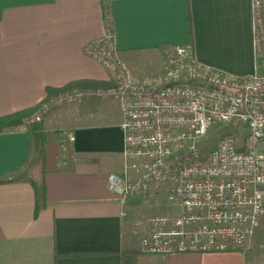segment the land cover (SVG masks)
I'll return each instance as SVG.
<instances>
[{
	"label": "crops",
	"instance_id": "0c3cea01",
	"mask_svg": "<svg viewBox=\"0 0 264 264\" xmlns=\"http://www.w3.org/2000/svg\"><path fill=\"white\" fill-rule=\"evenodd\" d=\"M250 1L0 0V118L35 109L47 89L81 80L110 83L105 69L83 52L103 36L105 13L117 53L134 69L151 66L147 75L162 70L164 48L185 46L203 66L249 76ZM141 53L148 58L132 61ZM120 123L116 101L94 98L44 118L43 147L32 158L42 162L46 204L35 216L28 178L0 185V264H262L257 238L222 253H141L147 229L135 234L133 224L148 218L158 201L122 203L107 190L106 177L123 167ZM62 130L73 132L72 145L59 143ZM30 154L27 130L1 132L0 178L21 169Z\"/></svg>",
	"mask_w": 264,
	"mask_h": 264
},
{
	"label": "built area",
	"instance_id": "2783aa9c",
	"mask_svg": "<svg viewBox=\"0 0 264 264\" xmlns=\"http://www.w3.org/2000/svg\"><path fill=\"white\" fill-rule=\"evenodd\" d=\"M250 14L254 68L246 77L199 64L185 46L163 49L160 74L137 76L118 58L106 22L103 36L83 52L112 86L45 97L20 126L26 131L84 99L117 102L124 161L120 175L106 177L107 190L122 203L165 196L177 212L134 222L135 234L147 229L143 254L222 253L258 238L264 264V0H251ZM223 127L231 132L203 156L202 141ZM56 136L62 146L75 141L69 130Z\"/></svg>",
	"mask_w": 264,
	"mask_h": 264
},
{
	"label": "trees",
	"instance_id": "16d2710c",
	"mask_svg": "<svg viewBox=\"0 0 264 264\" xmlns=\"http://www.w3.org/2000/svg\"><path fill=\"white\" fill-rule=\"evenodd\" d=\"M105 20L107 23H110L108 20L107 13H105ZM1 19V14H0ZM109 21V22H108ZM110 83H100L95 81H75L67 84L61 89H47V96L52 97L60 93L70 91L73 89H106L111 87ZM25 110L14 113L12 115L0 118V133L5 131H12L19 128L22 125L23 120L30 116L33 111ZM29 139L31 142V154L30 156H39L43 147V134L40 131L39 125H34L29 127L27 130ZM24 172V173H23ZM44 173L42 168V162L39 160L37 163L31 164L30 159H28L23 167L16 171L15 173L10 174L8 177L0 178V185L6 184L13 181L22 180L23 178H28L35 197V216L45 207L46 197H45V184L43 179Z\"/></svg>",
	"mask_w": 264,
	"mask_h": 264
},
{
	"label": "rangeland",
	"instance_id": "374dc122",
	"mask_svg": "<svg viewBox=\"0 0 264 264\" xmlns=\"http://www.w3.org/2000/svg\"><path fill=\"white\" fill-rule=\"evenodd\" d=\"M118 58L123 63H125L131 69V71L134 72L137 76L147 77V76L157 75V74H160L162 72V70H161L157 74L147 75L146 73H149L150 71H153V68L151 66H148L147 64H143L140 67V70L138 68L137 69H134L131 66L132 63H129L127 60L121 58V56L119 54H118ZM133 58H134V60H132V61H137V62L138 61H144L146 58H148V54H145V53L136 54ZM162 63H163V60H162ZM110 85H112L111 82H110ZM64 106H62V107H64ZM57 109H59V108H57ZM54 110H56V109H54ZM54 110H52V111H54ZM41 123H39L37 125L40 126ZM230 132H231V129H229V127H223V128H220V129L211 131L208 134V136L206 137V139L204 141H202V143L200 145V150H201L202 155L204 156L210 150L214 149L217 146L220 138L222 136H224L226 133H230ZM30 163L31 164H34V161H33L32 156L30 158ZM157 203L158 204L157 205H154L153 208L150 207L147 210L146 213H147V217L148 218H151V217H169V216H176L177 215V212L168 206V204L166 202L165 196L162 199H160V201H158ZM256 240L259 242V239L258 238Z\"/></svg>",
	"mask_w": 264,
	"mask_h": 264
}]
</instances>
